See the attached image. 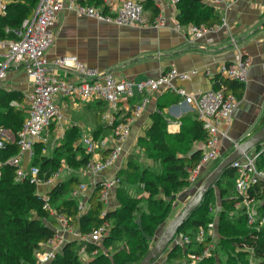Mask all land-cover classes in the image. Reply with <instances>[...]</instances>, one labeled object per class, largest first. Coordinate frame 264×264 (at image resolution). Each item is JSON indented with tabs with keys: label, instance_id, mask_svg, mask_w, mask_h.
Returning a JSON list of instances; mask_svg holds the SVG:
<instances>
[{
	"label": "trees",
	"instance_id": "16d2710c",
	"mask_svg": "<svg viewBox=\"0 0 264 264\" xmlns=\"http://www.w3.org/2000/svg\"><path fill=\"white\" fill-rule=\"evenodd\" d=\"M86 2L93 6H101V0H86ZM36 5V0H9L5 6L6 14L0 15V40H15L14 32L20 28L23 20L32 18ZM143 6L147 10L145 2ZM175 7L177 10L175 19L183 27L189 24L211 27L221 23L220 16L213 6L206 3V0H178ZM156 12V9H151L149 16H155ZM262 27L264 28V23ZM220 84H223L227 92L233 93L237 100L242 98L243 84L216 75L213 86L218 88ZM176 97L174 100L180 101V98ZM13 98L20 100L19 95L15 93L0 95V116L8 117L5 118L7 123L5 128H10L16 138L23 117L20 111L9 106ZM97 104L102 107L100 102ZM102 112L100 110L97 113V123L100 122ZM167 123L168 120L161 113L152 114L151 125L146 129L147 140L139 142L148 155L158 161L161 173L151 174L146 169L129 162L126 168L117 173L119 186L116 188L115 197L118 207L114 210L106 209L100 199L101 183H96L88 199V209L80 215L77 202L72 198H64L79 182L74 176L58 183L47 194L49 205L55 212L63 214L73 222L81 236L87 235L104 223L109 225L108 234L101 240L100 245L103 248L88 240L80 244L89 254L88 260L83 264L139 263L148 252L158 228L166 223L176 195L189 187L187 169L197 164L201 152L194 146L206 140V132L195 116L193 120L184 118L179 120L180 129L176 134L167 132ZM262 125H264V115L255 131ZM78 133L77 128H69L64 140L48 157L41 154L42 145L35 143L30 165L38 167L39 175L46 177L54 173L61 166L62 161L73 169L84 166L89 156L81 147L74 146L80 137ZM18 151L16 140L15 143L4 144L0 148V264H37L34 252L53 236L52 225H55V222L51 220V225L44 222L49 219V212L43 208L45 200L36 194L34 185L27 179L19 183L15 182V168L5 164V161ZM256 165L257 169L264 173V152L259 155ZM234 178L235 169L230 166L215 183V186L226 184L221 190L222 193L230 192L228 196L223 195L218 204L219 211L215 222L218 247L198 264H216V252L226 255L222 264H249L247 257L250 256L259 259V264H264V227L259 229L255 225H248L244 209L234 207L237 201L242 200V197H237L233 191ZM121 183L140 186L141 191L147 194L144 200L145 210L139 207L142 199L130 196L129 191L122 187ZM211 193L213 188L183 222L178 232L191 236L199 230L205 231L208 225L214 222L212 218H208L213 206V200H210ZM245 197L254 199L256 216L264 220V180L250 186ZM166 198L168 200H165ZM234 211L237 216L233 214ZM76 242L72 240L65 242L48 264H81ZM209 242L210 238L207 237L200 244L192 242L193 247L189 245L184 250L178 247L167 250V262L178 264L187 255L200 252ZM94 250L96 253L91 256L90 253Z\"/></svg>",
	"mask_w": 264,
	"mask_h": 264
},
{
	"label": "built area",
	"instance_id": "2783aa9c",
	"mask_svg": "<svg viewBox=\"0 0 264 264\" xmlns=\"http://www.w3.org/2000/svg\"><path fill=\"white\" fill-rule=\"evenodd\" d=\"M3 1L0 0L1 15L6 14L7 2ZM169 1L174 5L178 2V0ZM226 1L206 0V3L215 7ZM36 2L32 18L23 20L20 28L14 32L16 39L0 40V48L3 49V59L0 61V81L4 80L11 66H21L31 84V91L26 96L28 108L22 126L16 135L19 151L17 156L8 159L5 164L15 168V182L19 183L27 179L34 185L35 192L40 186L48 190L43 192L45 195L39 196L45 200L43 208L54 217L55 227L53 236L40 247V250H46L37 253V264H43L50 262L64 243L72 237L101 244L103 232L109 228L107 223L81 236L73 222L63 214L55 212L49 205L46 199L47 194L61 179L64 172L77 177L79 182L69 192V195L77 202L78 213L80 215L85 213L88 209L90 193L95 185L84 181L85 178L95 176L115 165L122 152L120 142L128 137L131 126L141 116L153 96L163 92H173L180 98V103L190 109L206 132V140L200 148L199 161L187 169V182L189 187L195 190L211 172L212 167L217 166L224 159L221 153V142L223 139H228L226 131L230 126L238 100L233 93L226 91L223 84H220L218 88L212 86L209 90L197 93L186 92L185 89L174 85L175 81L189 80L191 75L196 73L195 70L185 72L170 68L162 71L157 77L115 79L110 72H98L74 57L57 58L52 62L48 60L47 53L53 46L56 36L53 26L64 12H73L98 22L114 23L120 26L154 29L166 26L168 19L161 12L153 17L145 13L144 0H101V6L98 7L88 4L86 0H36ZM223 28H227L223 20L220 24L211 27L193 24L183 27L175 18L173 19V29L185 35L191 43L204 40L207 45L212 44L211 34ZM251 65L252 59L248 55H241L233 62L221 65L216 75L244 84ZM59 70L61 74L57 72ZM204 76L209 78L213 85L215 76L211 75L208 70L204 72ZM62 100L80 103L100 102L103 106V112L100 115L101 128L103 131H109L115 144L109 148L108 142L94 138L91 132L83 133L76 147H81L89 156L88 162L78 169H73L62 161L61 166L50 176H40L36 166L30 165L28 168H23V156L27 155L29 160L32 158L35 143L42 145V154L46 152V147L52 140L54 124L62 118L59 104ZM129 101H133V105L129 107L124 116L120 117L121 104ZM237 145L238 143H235L234 148ZM248 151L242 153L232 164L235 169L233 191L237 197H242V200L237 201L234 207L244 209L247 224L252 226L256 224L255 203L253 198H246L245 194L250 186L264 180V173L258 170L256 165L259 155L264 152V142L252 148L251 153ZM118 186L117 176L101 182L100 199L105 205L110 191ZM67 236L70 238L68 239ZM212 236L209 237V244L200 252L187 255L178 264H198L204 257L209 256L214 249L211 242ZM183 237L187 235L178 232L171 244L174 243L175 247L182 245H179V242ZM206 238L203 236V230H199L194 242L200 244ZM95 253L96 250L90 255L93 256ZM164 254L162 264L167 262V249ZM160 257L150 264H158Z\"/></svg>",
	"mask_w": 264,
	"mask_h": 264
},
{
	"label": "crops",
	"instance_id": "0c3cea01",
	"mask_svg": "<svg viewBox=\"0 0 264 264\" xmlns=\"http://www.w3.org/2000/svg\"><path fill=\"white\" fill-rule=\"evenodd\" d=\"M3 2L9 3V0ZM144 2L148 16L151 9H156V14L161 12L166 16V26L159 29L120 26L98 22L73 12H64L53 26L56 36L47 53L48 60L52 62L57 58L74 57L98 72H110L115 79L157 77L162 71L170 68L185 72L195 70L196 73L192 74L189 80L175 81L174 85L185 89L186 92L197 93L213 86L210 79L204 76L206 70L216 76L221 65L233 62L238 56L248 55L252 59V65L243 84V95L237 102L226 131L228 139L221 142L222 158H225L234 150L235 143L239 144L242 139L255 132L264 115V0H227L224 4L215 6V12L227 28L212 33L210 37L213 43L209 45L204 40L191 43L185 35L173 29L177 10L169 0ZM2 59L3 49L0 48V61ZM57 72L61 74L60 70ZM30 91L31 84L21 66H11L4 80L0 81V95H19L20 100L11 99L9 106L20 111L23 119L28 108L26 96ZM175 98L177 97L173 92L153 96L141 116L131 126L128 137L120 142L122 152L115 165L95 176L86 177L84 181L96 184L116 177L118 171L125 168V157L127 153L133 152L136 139L145 136L144 132L151 125L152 114L155 112L161 113L168 120L166 130L169 134L179 132V120H193L194 114L190 109L179 100L175 101ZM59 104L62 118L54 124L52 140L46 151L59 146L66 131L71 127L77 128L78 131L81 127L84 129L83 133L91 132L94 138L108 142L109 148L115 144L109 131H103L101 123H97V113L103 106L97 102L80 103L67 100H62ZM132 105L133 101L123 102L119 110L120 117L124 116ZM0 132L3 145L15 143L16 138L11 130L0 129ZM77 143L78 140L74 144L75 147ZM202 143L195 144L194 148L199 150ZM43 155L46 156V152ZM22 166H30L27 155L23 156ZM69 177L71 176L64 172L56 184ZM116 188L110 191L105 205L107 210L118 207ZM43 189L42 193L48 191L45 187ZM195 191L194 188L187 187L176 195L166 222L174 219L172 216L181 211L184 203L190 200Z\"/></svg>",
	"mask_w": 264,
	"mask_h": 264
},
{
	"label": "rangeland",
	"instance_id": "374dc122",
	"mask_svg": "<svg viewBox=\"0 0 264 264\" xmlns=\"http://www.w3.org/2000/svg\"><path fill=\"white\" fill-rule=\"evenodd\" d=\"M5 118H8V117H5ZM5 118H2L0 116V129H9L11 130L10 128H5L7 126V123H5ZM83 128L80 127L79 129V133L77 135H80V134H83ZM85 133V132H84ZM1 134V132H0ZM13 134V133H12ZM145 136H142V137H139L136 139V143H134L133 147H134V150L132 153H127L126 157H125V168L126 166H128L127 164L129 162H132L134 164H136L138 167H140L141 169H146L147 171H149L151 174H154V175H159L161 173V167L158 163V161L154 160L152 157H150L148 155V153L140 146L139 142L140 140H147L146 138V131L144 132ZM264 142V141H263ZM59 143V142H57ZM3 146V143L0 141V148ZM53 151L52 148H50L48 151H46V156L48 157L49 154L51 155V152ZM252 152V149H250L248 151V153H251ZM10 154V153H8ZM18 152L14 155H12L11 157H9L8 159L10 158H13L15 156H17ZM7 159V160H8ZM6 160V161H7ZM122 187H125L128 191H129V195L132 196V197H138V198H141L142 199V202L139 204V207L142 208V210H145V199L147 198V194H144L141 189H140V186L139 185H127V184H124V183H121ZM226 186V184H221L218 186L216 185L215 188H213V193H211L212 195L210 196V200H213V206L211 207L209 213H208V218H212V220L214 222H211L208 226V229H206L205 231L203 230V236L204 237H211L212 235V243H213V246H214V249H216L218 246L217 244V235H216V216H217V213H218V204H219V200L222 199V196L224 195L225 196H228L229 192L230 191H227L225 193H222V188H224ZM42 191H44L43 189V186H40L36 189V193L38 195H45L44 193H42ZM196 192V191H195ZM195 192H193V194H195ZM65 199L67 198H70V195L69 194H66L64 196ZM63 198V199H64ZM165 200H168L167 198ZM188 203L185 202L184 203V206ZM256 207V205H255ZM182 210V209H181ZM181 212V211H180ZM233 214L235 216H237V213L234 211ZM176 215V214H175ZM173 215L172 217H174V219L176 218V216ZM53 220L54 221V217L52 215H49V219L48 221H44L46 224L48 225H51L50 221ZM172 221V220H170ZM169 221V222H170ZM169 222H166L165 224H163L161 227L158 228L155 236L152 238L151 240V243H150V247L152 246V244L155 242V240H157L158 236L161 234V232L164 230V228L167 226V224ZM255 226H257V228H263L264 227V220L258 216H256V222H255ZM53 227H55V225H52ZM198 232H194V234H192L191 236L190 235H187V237H183L180 242H179V245L178 248H180L181 250H184L186 248L189 247V245H191L193 247V244L192 242H194V238L195 236L197 235ZM108 234V229L104 230L103 232V236L107 235ZM186 235V234H184ZM72 241H77L76 244H77V253H78V257H79V260L81 262V264L85 263L88 258H89V254L87 252H85V249L83 246H81L80 244L83 243V240H80V239H77V238H71ZM80 246V247H79ZM99 247L103 248L102 245L99 244ZM149 247V248H150ZM172 247V244L170 243L168 245V248L167 250H169L170 248ZM213 249V250H214ZM46 249H39L37 251L34 252V255L37 259V253L38 251L40 252H43L45 251ZM111 250V249H110ZM164 255H162L160 257V259L158 260V264H162V261L164 259ZM216 264H222L223 263V260L226 258V255L225 254H222L221 252H216ZM247 260H248V263L249 264H259L260 260L257 259V258H254V257H247ZM49 262H45L43 264H48ZM163 264H172V262H165Z\"/></svg>",
	"mask_w": 264,
	"mask_h": 264
},
{
	"label": "water",
	"instance_id": "95a60500",
	"mask_svg": "<svg viewBox=\"0 0 264 264\" xmlns=\"http://www.w3.org/2000/svg\"><path fill=\"white\" fill-rule=\"evenodd\" d=\"M264 141V125L257 131L248 135L242 140L234 150L226 156L204 179L202 184L196 190L195 194L190 198L188 203L182 208L175 219L170 221L157 240L149 248L148 252L137 264H150L153 260L160 257L166 251L168 245L172 243L175 235L178 233L183 222L192 214V212L201 204L204 196L215 186V183L223 176L225 169L232 166L233 162L238 159L242 153L259 146ZM200 150V149H199ZM161 227V226H160ZM172 244L170 249H173ZM169 249V250H170Z\"/></svg>",
	"mask_w": 264,
	"mask_h": 264
},
{
	"label": "bare ground",
	"instance_id": "6f19581e",
	"mask_svg": "<svg viewBox=\"0 0 264 264\" xmlns=\"http://www.w3.org/2000/svg\"><path fill=\"white\" fill-rule=\"evenodd\" d=\"M256 148V147H255Z\"/></svg>",
	"mask_w": 264,
	"mask_h": 264
}]
</instances>
